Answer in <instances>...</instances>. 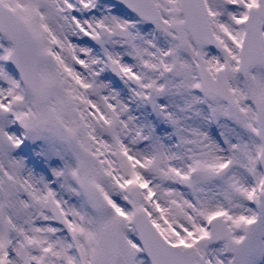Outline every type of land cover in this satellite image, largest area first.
<instances>
[{
	"label": "snow or ice",
	"instance_id": "6c2138e0",
	"mask_svg": "<svg viewBox=\"0 0 264 264\" xmlns=\"http://www.w3.org/2000/svg\"><path fill=\"white\" fill-rule=\"evenodd\" d=\"M0 264H264V0H0Z\"/></svg>",
	"mask_w": 264,
	"mask_h": 264
}]
</instances>
